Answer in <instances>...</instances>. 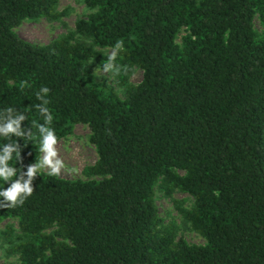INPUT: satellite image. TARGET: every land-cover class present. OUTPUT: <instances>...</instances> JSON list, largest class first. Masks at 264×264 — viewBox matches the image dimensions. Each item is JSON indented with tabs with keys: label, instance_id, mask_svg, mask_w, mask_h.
<instances>
[{
	"label": "trees",
	"instance_id": "1",
	"mask_svg": "<svg viewBox=\"0 0 264 264\" xmlns=\"http://www.w3.org/2000/svg\"><path fill=\"white\" fill-rule=\"evenodd\" d=\"M78 1L73 27L36 44L14 29L58 19V0H0V124L9 108L25 116L24 136H0V154L18 146L11 180L39 159L40 107L57 140L85 124L96 154L85 179L38 171L22 205L0 206L15 221L0 230L6 252L17 264H264V0ZM106 49L121 96L93 71ZM155 190L186 194L176 210L202 243L164 223Z\"/></svg>",
	"mask_w": 264,
	"mask_h": 264
},
{
	"label": "rangeland",
	"instance_id": "2",
	"mask_svg": "<svg viewBox=\"0 0 264 264\" xmlns=\"http://www.w3.org/2000/svg\"><path fill=\"white\" fill-rule=\"evenodd\" d=\"M56 10L65 11L64 15L58 19L47 20L44 17L37 18L35 20H23L17 27H15V33L21 38L36 43L44 44L55 38L56 36L65 33L68 29L73 27V23L76 18L82 16L86 9L82 3L78 0H58ZM254 26L259 27L258 21L255 18ZM106 52L113 53L112 49H106ZM94 73L98 76L105 78L108 85H110L120 96V89L117 87L113 69L105 70V68H94ZM141 78V70L134 68L129 76L128 81L136 83ZM88 128L85 124H74L72 131L65 137L57 140L58 156L64 164V168L61 169L59 177L62 178H82L86 177L82 175V168L86 165H90L94 162L96 154L93 145L88 141ZM43 156L40 153L38 164ZM31 164V165H34ZM39 171H49L47 168ZM184 206H188L189 200L186 194L175 190L171 196H165L161 192L155 190L154 204L156 205L157 212L162 217L164 223L173 224L176 231V236L183 237L189 243H202L203 239L193 230L189 229L182 223L176 206L180 205V202ZM0 202H3V197H0ZM12 223L15 225V221L12 219H3L0 221V230L5 224ZM0 264H17V255L9 254L6 252V244L0 241Z\"/></svg>",
	"mask_w": 264,
	"mask_h": 264
},
{
	"label": "clouds",
	"instance_id": "3",
	"mask_svg": "<svg viewBox=\"0 0 264 264\" xmlns=\"http://www.w3.org/2000/svg\"><path fill=\"white\" fill-rule=\"evenodd\" d=\"M115 47L116 49H122V42H118ZM115 55L116 53L113 52L112 56L109 57V63L104 66L106 71L112 69V61L115 59ZM116 70L118 71L119 69ZM48 91L49 89L46 87L41 89L43 93H47ZM45 103H47V101H45ZM40 112L45 116V125L50 124L52 116L48 113V109L40 107ZM12 113L13 109H7L4 115V117H7L6 122L0 124V136L5 138H10V134L16 137L25 135V133L20 130V122L25 120V116L17 115L15 119H12ZM45 125L38 126L39 133L42 137L40 150L43 153L40 162L38 164L29 165L27 171L21 173L15 180H11V178L17 175L16 169L10 167L8 161L12 158V153L17 151L18 146L6 144L3 147V152L0 154V179H3L5 182L11 181V183L6 189L0 190V197H3V202H0V206L16 207L22 205L34 191L32 181L39 170L47 168L49 170V175L58 176L61 169L64 168V164L58 156L56 147L57 138L54 130ZM25 176L27 179H24Z\"/></svg>",
	"mask_w": 264,
	"mask_h": 264
}]
</instances>
